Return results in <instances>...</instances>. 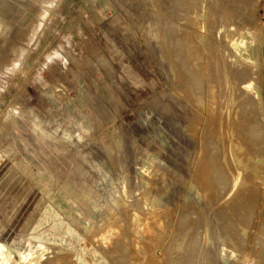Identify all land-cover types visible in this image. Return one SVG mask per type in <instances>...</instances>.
<instances>
[{"label":"rangeland","instance_id":"rangeland-1","mask_svg":"<svg viewBox=\"0 0 264 264\" xmlns=\"http://www.w3.org/2000/svg\"><path fill=\"white\" fill-rule=\"evenodd\" d=\"M1 1L10 4L7 12L17 7L32 9L41 24L25 26L14 16L0 14L4 24L0 76L15 75L0 78V238L14 248L41 233L51 247L46 256L54 260L52 264H179L180 254L195 251L193 239L197 237V250L208 254L211 264H264V129L255 151L234 140H220L221 158L232 163L233 174L241 171L254 181L248 191L252 202L238 232L222 235L217 206L196 171L203 152L201 130L183 127V122H190L186 121L191 115L189 97L153 36V22L167 16L165 9L171 4L176 7V1ZM238 5L230 15L233 21L240 18L245 29L259 30V67L235 47V32L229 33V40L226 31L217 33V24L213 37L238 58L240 68L262 78L264 94V0H244ZM30 42H36L31 53L14 55L20 47L26 53ZM30 70L39 75L48 72L50 79H24ZM30 85L51 90L52 94L38 97L47 111L30 109L36 97L25 103L31 99L26 90ZM20 91L21 95H14ZM158 117L166 125V134L152 142L162 157L160 173L171 182L153 176L139 191L135 162L144 160L152 149L148 143L155 131L153 124H162ZM235 148H243L244 153ZM101 164L114 171L111 182L101 178ZM126 171L130 176L127 197L118 184ZM23 181L46 200L43 216L47 220L37 229L34 222L26 229L9 220ZM194 186L201 189L200 197ZM158 196L154 203L163 213L148 222L143 200L152 203ZM189 203H196L197 213L181 217V205ZM134 211L140 213L144 227L138 236L131 226ZM169 211L172 214L164 216ZM184 218L192 219L190 232L201 234L171 235L173 224ZM112 219L122 234L102 243L95 233ZM196 219L200 220L197 224ZM86 220L92 232L82 227ZM222 242L229 248L225 260L220 256Z\"/></svg>","mask_w":264,"mask_h":264},{"label":"bare ground","instance_id":"bare-ground-1","mask_svg":"<svg viewBox=\"0 0 264 264\" xmlns=\"http://www.w3.org/2000/svg\"><path fill=\"white\" fill-rule=\"evenodd\" d=\"M175 1L176 7L175 4H171L165 9L167 16L153 22L155 24L153 36L159 42L160 51L172 69L174 77L189 97L191 115L190 119L187 117L188 120L186 118L185 120H190V122H183V127L192 126L195 130H201L203 152L196 171L202 178L203 186L212 195V202L217 206L215 214L221 218L219 229L222 235H235L238 232L241 218L248 214V205L252 202L248 191L250 184H254V181H251L248 175H244V173L242 175L241 171H236L233 174L232 163L225 157L221 158L220 140L222 142L234 140L232 142L248 146V150L258 149V139L261 130L264 129V94L262 78L240 68L238 58L223 42L216 40L218 42L216 43L213 34L217 24L220 25L217 33L220 35L226 31L227 39H229V33L235 32V47L245 51L246 57L251 56V61L256 67H259V30L245 29L244 20L238 18L233 21L230 17L232 10L239 6L240 1L244 0ZM209 3L210 10L208 12ZM219 4L221 5L220 9ZM10 7V4L0 0V14L9 11ZM218 20L219 22H217ZM3 27L4 24L0 21V34H2ZM158 121L162 124L161 126L153 124L155 131L153 138L148 143L152 149L146 153L144 160L137 159L135 162L134 180L139 185V191L141 186L147 185L153 176H159L163 183L171 182V179L163 172L160 173L159 162L162 157L160 152L154 151L157 148L152 142L153 139L162 138L166 134V125L163 124L162 118L158 117ZM160 142L163 145L164 142L162 140ZM233 150L244 153L243 148ZM124 161L126 162V160ZM99 172L103 180L112 181L111 176L114 171L108 165L101 164ZM129 178V173L126 171L118 182L126 197L128 196ZM194 189L197 190V196L200 197L201 189L199 190L197 186H194ZM41 197L27 181H23L16 193L15 204L12 205L8 214L9 220L18 228L26 229H30L31 223L34 222L35 229H37L39 223L47 220L46 216H43L46 200H41ZM160 198L161 196L153 198L152 203L148 202V198L143 200L146 221L150 218L158 219L159 214L163 213V209L156 207L154 203ZM179 210L181 217H184L189 215L188 212L197 213L198 207H196V203L182 204ZM171 214L172 211H169L164 216ZM184 219L186 221H181L177 225L173 224L171 235L179 236L186 231L188 235L201 234L200 231H198L199 233L197 231L190 232L188 222L192 219L189 221ZM198 220H195V224L199 223L200 220ZM82 223L85 230L93 231L89 220ZM131 226L134 228V235L142 233L144 228L142 218L137 211H134L131 216ZM96 232H98L95 233L96 238L105 244L109 243L116 235L122 234L119 226L114 223V219L103 222ZM207 233L206 235H208ZM51 239L56 240L57 237L52 236ZM15 240L13 239V241ZM193 241L197 248L195 251H189L190 254L186 252L183 255L180 254L179 264H211L212 259L207 260L208 254L202 252L201 249L197 250L200 243L199 237L194 238ZM50 250L51 247L47 246L41 238V233H38L37 239L26 241L22 246L14 248L4 242L3 238H0V264H52L54 260H49L50 257L46 256ZM227 251H229L228 246L222 242L220 256L223 260L227 258ZM56 253L58 252H52V254ZM232 253L234 255V252ZM52 257L54 258V255Z\"/></svg>","mask_w":264,"mask_h":264},{"label":"crops","instance_id":"crops-1","mask_svg":"<svg viewBox=\"0 0 264 264\" xmlns=\"http://www.w3.org/2000/svg\"><path fill=\"white\" fill-rule=\"evenodd\" d=\"M7 15V16H14L16 18L17 21H19L20 24L22 25H30V26H35L37 27V25H40L41 22L36 19H34V12L32 11V9H27V8H22V7H17V8H13L10 12H5L3 13V15ZM36 18V17H35ZM36 38V37H35ZM36 45V42H34V44L32 42H30L25 48H28V51L26 50V53H23L25 51H23L24 47H20L19 51H14V55L19 56L18 54H25V55H28L29 53H31V50H33L32 48H34V46ZM15 50H17V46L14 47ZM6 55V54H5ZM9 55V54H8ZM14 74V73H13ZM11 74V75H13ZM53 75V73H51ZM11 75H7L4 73L2 78L5 79V80H8V79H12L11 78ZM25 77H23L24 79H27V80H38V79H41V80H48L50 79V76H49V73L48 72H45V73H40V75L38 74V72H33V71H28L26 72L25 74ZM0 76V78H1ZM15 75H13L12 77H14ZM53 78V77H51ZM27 92H29V97L31 99L29 100H25V103H29V101H31L33 99V97H36L35 100H34V103L33 104H30V109L31 110H34V111H39V112H42V111H47L46 107H44V105H41L39 104V98L38 97H42V96H47V95H50L52 93H50V89L42 86L41 88H32L31 85L29 87L26 88ZM2 91H5V88H3ZM21 95V91L20 93H15L14 95ZM27 95V94H25Z\"/></svg>","mask_w":264,"mask_h":264}]
</instances>
